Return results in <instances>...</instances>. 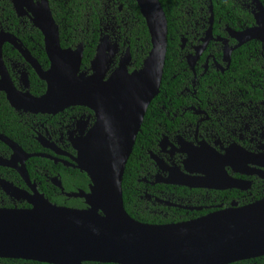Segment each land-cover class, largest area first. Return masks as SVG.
I'll list each match as a JSON object with an SVG mask.
<instances>
[{"label":"water","instance_id":"1","mask_svg":"<svg viewBox=\"0 0 264 264\" xmlns=\"http://www.w3.org/2000/svg\"><path fill=\"white\" fill-rule=\"evenodd\" d=\"M253 1L258 9L254 15L256 26L231 32L238 46L253 40L264 43V6L259 0ZM136 2L146 20L152 50L141 69L129 71L132 55L127 51L111 72L119 44L110 35L101 37L90 68L82 70L84 44L75 49L62 48L49 1L41 0L34 8V0H14L20 16L25 14V7L32 10L33 23L44 36L48 71H43L29 54H23L46 82L47 91L39 98L26 92L19 107L12 99L19 91L3 62L1 49L0 90L7 93L16 110L56 115L66 108L82 106L95 113L97 123L76 148V167L91 179L89 191L66 194L84 199L87 208L53 205L36 190L33 195L22 196L30 208L0 209V259L44 264H233L264 257V199L167 225L138 222L126 211V166L147 111L160 93L169 40L168 21L160 0ZM213 24L212 13L202 46L196 49V55L188 57L190 67L194 68L214 40ZM4 40L15 44L14 40ZM215 40L228 45L227 39ZM230 59L231 53L226 50L225 60ZM22 81L29 89L26 73ZM0 139L19 150L13 142ZM20 173L30 183L25 166ZM54 183L64 192L59 180ZM5 190L13 194L11 188Z\"/></svg>","mask_w":264,"mask_h":264},{"label":"flooded vegetation","instance_id":"2","mask_svg":"<svg viewBox=\"0 0 264 264\" xmlns=\"http://www.w3.org/2000/svg\"><path fill=\"white\" fill-rule=\"evenodd\" d=\"M40 1L34 0L33 7L36 8ZM249 1L246 7L254 16L258 12L257 4ZM24 12V15L18 14L14 0H0L1 56L19 91L12 95L19 107L26 92L39 98L47 91L46 82L23 53L37 61L43 71L50 68V61L49 67L44 68L35 57L39 50L47 55L44 36L33 23L32 10L25 7ZM37 31L42 35V45ZM231 32L242 31L227 28V37H214L194 68L189 66L188 57L196 55V49L202 46L206 34L200 43L191 46L192 52L188 49L189 36L183 39L182 49L186 50L185 57L193 76L184 82L177 100L163 107V117L167 120L159 124L158 138L149 140L150 143L156 140V144L144 151V155L148 154L147 162H138L137 189L150 212L165 215L186 212L179 215L190 218L169 224L192 221L224 209L242 208L264 199V98L255 101L249 90L243 93L237 88L210 86L203 89L199 81L210 68L225 74L231 68L233 53L248 43L259 42L264 49V43L258 40L238 46L239 41L232 37ZM4 37L14 40L15 44L5 41ZM218 38L227 39L228 45L215 40ZM118 39L111 37L119 44V53L111 72L124 53L128 51L132 55L130 41L121 35ZM211 42L221 46L223 55L220 62L213 54L207 53ZM226 50L231 53L230 61L225 60ZM203 59L205 63L201 65ZM199 64L204 67L200 76L197 74ZM31 72L46 85V91L41 96L31 92ZM23 73L28 76L29 89L23 84ZM0 98L9 102L7 93L1 90ZM13 109L17 112L19 124L9 129L6 126L0 131V137L16 144L19 150L12 149L0 139V209L30 208L31 205L22 196L33 195L35 190L43 195L46 187L54 192L59 190L64 195L67 194L65 186L76 189V193L82 191L79 186L81 178L75 176L72 170L78 169L75 159L78 157L76 148L79 142L88 137L97 123L95 113L82 106L66 108L56 115ZM30 155L35 156L27 157ZM23 166L30 183L20 173ZM58 180L64 192L54 183ZM90 184L85 183L83 191H88ZM6 187L11 188L13 194L7 192Z\"/></svg>","mask_w":264,"mask_h":264},{"label":"trees","instance_id":"3","mask_svg":"<svg viewBox=\"0 0 264 264\" xmlns=\"http://www.w3.org/2000/svg\"><path fill=\"white\" fill-rule=\"evenodd\" d=\"M53 16L60 29L61 45L64 49H75L81 43L84 44L85 52L82 70H88L95 58L101 37L110 35L112 39L121 36L127 38L132 45V62L129 70L135 71L142 68L144 61L152 50L151 36L136 0H48ZM264 5V0H260ZM249 0H160L168 21V51L163 80L158 96L152 101L142 129L138 135L133 153L127 163L123 178V199L128 214L138 222L152 225H167L169 223L189 220L181 215L186 212H176L169 215L150 212L148 204L140 198L137 189L138 162L146 163L148 154L144 151L152 149L156 140L150 143L154 137L159 136V124L167 119L163 117V107L169 106L173 100H177L180 91L184 88V82L193 76L185 57L186 50L182 49L184 38H190L188 49L192 45L200 43V39L210 28V19L214 15V37H227V28L235 31H244L252 28L255 18L246 5ZM213 8V12L211 10ZM17 23V19H16ZM115 27V29H111ZM110 28V29H104ZM107 30V31H105ZM39 33V31H37ZM42 45V35L39 33ZM116 40V41H117ZM39 42V41H38ZM40 48V46L38 47ZM36 54L39 63L49 67L47 55L42 50ZM214 55L220 62L223 52L220 44L211 42L208 52ZM206 53V54H207ZM264 49L259 42L244 45L232 55L231 68L225 73L210 68L199 78L203 89L225 88L250 91L255 101L264 98ZM125 54V53H124ZM117 63V62H116ZM202 60L201 65H204ZM197 66V74L204 73V67ZM31 92L41 96L46 91V85L40 81L33 72L30 73ZM201 88V89H202ZM202 89V90H203ZM19 118L17 112L10 106L6 99L0 98V131L6 126L17 127ZM75 176L81 178L79 186L91 182L89 176L74 169ZM142 175V173H141ZM46 186V185H45ZM82 190V191H83ZM66 193H76V189L65 186ZM86 192L88 191L85 190ZM78 192V191H77ZM44 197L53 205L73 209H86L84 199L69 198L59 190L52 191L47 188L42 192ZM179 213L181 215H179ZM41 264L33 261L0 259V264ZM233 264H264V257L251 261H241Z\"/></svg>","mask_w":264,"mask_h":264}]
</instances>
